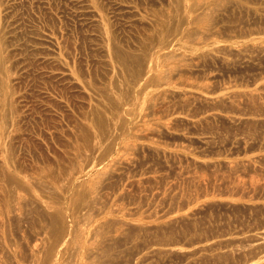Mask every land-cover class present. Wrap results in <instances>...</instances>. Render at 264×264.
<instances>
[{
  "label": "rangeland",
  "instance_id": "obj_1",
  "mask_svg": "<svg viewBox=\"0 0 264 264\" xmlns=\"http://www.w3.org/2000/svg\"><path fill=\"white\" fill-rule=\"evenodd\" d=\"M0 264H264V0H0Z\"/></svg>",
  "mask_w": 264,
  "mask_h": 264
}]
</instances>
